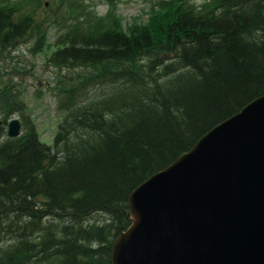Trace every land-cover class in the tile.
I'll return each instance as SVG.
<instances>
[{
  "label": "trees",
  "instance_id": "1",
  "mask_svg": "<svg viewBox=\"0 0 264 264\" xmlns=\"http://www.w3.org/2000/svg\"><path fill=\"white\" fill-rule=\"evenodd\" d=\"M105 1L59 0L60 20L0 1V53L58 30L46 62L63 112L47 144L17 83L0 84V264H111L129 193L264 93V0H159L125 27Z\"/></svg>",
  "mask_w": 264,
  "mask_h": 264
},
{
  "label": "water",
  "instance_id": "2",
  "mask_svg": "<svg viewBox=\"0 0 264 264\" xmlns=\"http://www.w3.org/2000/svg\"><path fill=\"white\" fill-rule=\"evenodd\" d=\"M20 133L17 117L7 134ZM111 264H264V93L128 195Z\"/></svg>",
  "mask_w": 264,
  "mask_h": 264
},
{
  "label": "rangeland",
  "instance_id": "3",
  "mask_svg": "<svg viewBox=\"0 0 264 264\" xmlns=\"http://www.w3.org/2000/svg\"><path fill=\"white\" fill-rule=\"evenodd\" d=\"M24 3L34 11L36 17L48 15L61 19L56 14L54 5L59 0H43L36 5L37 0H0ZM98 14H105L109 5L105 0H92ZM158 0H115L116 14L121 18L123 27L130 23H146ZM190 4L200 5L203 0H187ZM155 2V3H154ZM159 14V11H156ZM58 30L51 26L47 33V42L39 51L32 53L30 47L34 41V32L14 41L10 48L0 53V84L16 82L24 99L29 115L34 121L40 139L52 144L59 119L63 112L57 108L56 98L51 87L54 86L55 71L47 64L46 58L55 48L53 44ZM18 116L17 114H14ZM19 117V116H18Z\"/></svg>",
  "mask_w": 264,
  "mask_h": 264
}]
</instances>
